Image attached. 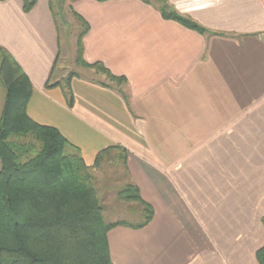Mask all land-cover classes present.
I'll use <instances>...</instances> for the list:
<instances>
[{
	"label": "crops",
	"instance_id": "obj_1",
	"mask_svg": "<svg viewBox=\"0 0 264 264\" xmlns=\"http://www.w3.org/2000/svg\"><path fill=\"white\" fill-rule=\"evenodd\" d=\"M158 1L69 0L90 26L85 61L126 80L73 75L72 108L52 0L29 13L22 0H0V48L32 82L28 115L57 128L89 167L104 149L126 151L128 182L154 216L142 230L109 231L113 264H259L264 0H166L206 34L164 19Z\"/></svg>",
	"mask_w": 264,
	"mask_h": 264
},
{
	"label": "trees",
	"instance_id": "obj_2",
	"mask_svg": "<svg viewBox=\"0 0 264 264\" xmlns=\"http://www.w3.org/2000/svg\"><path fill=\"white\" fill-rule=\"evenodd\" d=\"M22 1L25 13L34 10L37 4V0ZM168 7L167 3L158 7L164 19L200 34L207 33L205 28ZM69 9L83 25L77 35L76 61L100 70L116 84L126 82L113 76L103 63L90 65L85 61L83 41L90 26L72 6ZM51 10L60 33L53 0ZM16 62L0 48V82L5 90L0 118V264H113L109 231L119 226L142 230L154 216L139 188L130 183L119 192V199L142 206L143 221L128 224L105 220L95 171L104 165L120 164L125 170L126 151L114 146L104 149L89 167L81 150L57 128L38 124L28 115L33 85ZM72 77L65 81L70 108L74 105L69 86ZM49 85L50 82L45 87ZM257 251L258 263L264 264V246Z\"/></svg>",
	"mask_w": 264,
	"mask_h": 264
},
{
	"label": "rangeland",
	"instance_id": "obj_3",
	"mask_svg": "<svg viewBox=\"0 0 264 264\" xmlns=\"http://www.w3.org/2000/svg\"><path fill=\"white\" fill-rule=\"evenodd\" d=\"M72 1V0H71ZM58 13V24L60 27L61 37V59L58 64V74H62L66 81L73 75H77L84 79L101 81L108 80V77L97 70L96 68L85 67L77 62V35L83 30V25L73 16L69 9V0L66 4H62L63 0H53ZM166 3V0H159V7ZM153 4V2H152ZM156 4V3H155ZM58 7H61L59 10ZM116 83V82H115ZM1 118V114H0ZM116 155V154H115ZM96 186L100 192L103 207L105 209V217L107 222L126 221L127 223H140L143 217L137 215V209L127 208L123 205L126 204L119 199V192L130 182L123 170L122 165L115 167H106L95 171ZM115 207H119L122 213L115 211ZM125 209V210H124Z\"/></svg>",
	"mask_w": 264,
	"mask_h": 264
}]
</instances>
